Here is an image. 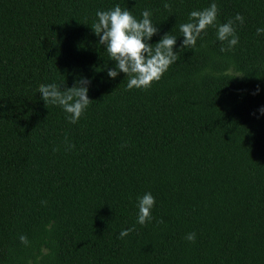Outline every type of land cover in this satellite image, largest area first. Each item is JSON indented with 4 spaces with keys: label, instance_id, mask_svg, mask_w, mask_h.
I'll use <instances>...</instances> for the list:
<instances>
[{
    "label": "trees",
    "instance_id": "1",
    "mask_svg": "<svg viewBox=\"0 0 264 264\" xmlns=\"http://www.w3.org/2000/svg\"><path fill=\"white\" fill-rule=\"evenodd\" d=\"M213 2L217 24L244 16L238 45L221 52L210 26L180 48L179 25ZM117 4L137 19L151 11L149 43L177 36L179 59L146 90L108 77L113 61L91 28ZM257 28L264 0H0V264H264ZM80 77L92 102L72 124L38 88ZM146 192L155 205L141 225Z\"/></svg>",
    "mask_w": 264,
    "mask_h": 264
},
{
    "label": "clouds",
    "instance_id": "2",
    "mask_svg": "<svg viewBox=\"0 0 264 264\" xmlns=\"http://www.w3.org/2000/svg\"><path fill=\"white\" fill-rule=\"evenodd\" d=\"M164 8L171 12L170 4L165 3ZM218 12L219 8L215 2L201 10L191 11L188 22L179 25V31L183 36L180 48H195L201 33L210 26H215L217 40L221 43L226 42V47H221V52L234 50L239 43L235 26L237 23L242 25L245 18L242 14L236 13L226 23L217 24ZM151 15V11L145 9L141 12L142 18L137 19L130 10L122 9L117 4L108 10H97V20L91 26L94 34L99 38L98 45L103 46L110 60L113 61L114 66L107 70L108 77L114 79L119 73H124L128 77L126 90L150 88L152 83L159 81L169 66L179 59L177 51L173 50L177 36L165 33L154 44L149 43L159 31L157 25L152 23ZM256 32L258 36L264 35V28H257ZM62 84H41L38 92L45 106L60 107L68 114L69 123L75 124L92 102L87 95L90 80L80 77L71 87L62 88ZM256 91L258 92L259 89ZM259 111L264 114V107ZM65 143L68 150L75 147L67 142V138ZM154 205L155 197L150 192L138 198L137 223L145 225L152 220L151 209ZM131 231H133L131 228L123 229L117 238L123 239ZM19 239L25 246L29 244L27 236L21 235ZM185 239L195 242L196 234L188 233Z\"/></svg>",
    "mask_w": 264,
    "mask_h": 264
}]
</instances>
